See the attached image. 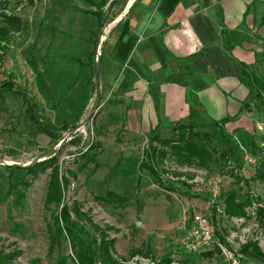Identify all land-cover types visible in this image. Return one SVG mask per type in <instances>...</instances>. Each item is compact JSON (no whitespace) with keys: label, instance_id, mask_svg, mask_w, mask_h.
Segmentation results:
<instances>
[{"label":"rangeland","instance_id":"rangeland-1","mask_svg":"<svg viewBox=\"0 0 264 264\" xmlns=\"http://www.w3.org/2000/svg\"><path fill=\"white\" fill-rule=\"evenodd\" d=\"M68 1L71 2L0 0V28L8 31L5 38H0V256L14 254L10 264H55L61 258L66 259V264H72L65 232L60 243L53 245V250L49 246L54 233L52 218L63 204L73 212V202H76L80 212L86 214L107 239L114 240L111 253L119 264H147L151 262L150 256L163 255L171 258V264H262L239 250L246 243H255L264 253V222H259L256 216L257 207L264 210V182L250 183L246 189L244 184H237L224 174L220 166H225V171L233 168L241 177L249 179L257 165L264 162V110L259 97H255L258 93L264 99V91L251 85L252 112L263 114L259 116L256 135H228L237 164L227 159L210 164L209 170H204L168 156L158 169L159 182L144 168L137 185L138 169L133 154H126L125 162L114 166L122 156L123 142L119 138L120 131L109 130L110 123L98 119V105L92 118L83 124L97 93V74L94 69L88 80L84 76L85 67L78 65L76 59L85 61L88 52L96 48L97 41H93V37L88 42L84 39L97 27L94 16L78 18ZM94 1L102 6L87 8L104 18L97 34V38L101 34L102 39L128 0H119L112 8L109 7L112 0ZM3 15L19 18L21 27L11 25ZM52 26L55 27L53 41ZM252 41L260 49L256 66L250 72L264 84V22L254 30ZM50 44L52 47L48 50ZM87 80L89 86L84 96L83 84ZM10 84L14 85V90L9 89ZM81 97L85 106L83 114L75 117L70 109L75 110ZM28 103L36 106V124L27 118ZM64 124L71 127L70 130L62 129ZM76 126L80 128L72 135L78 141L63 142ZM195 131L211 135V147L215 151L224 148L222 132L212 123L201 124ZM159 137L172 138L173 134L168 132ZM151 138H137L133 144L144 151L149 146L158 147ZM91 144L98 147L82 156ZM92 154L95 160L87 162ZM246 154L254 164L248 163ZM49 155L55 156L59 172L67 180L62 203L44 204L50 169L38 172L33 179L27 177L31 184L27 188L18 187L23 198L14 203L16 194L7 195V191L15 182L14 177L26 174L27 168L21 167L43 161ZM107 192L119 197L136 196L139 203L133 199L124 206L113 207L94 199V196L104 197ZM247 192L254 199L246 208L247 217H226L222 204L225 196ZM142 206L145 210L138 215L136 211ZM193 212L208 217L214 229L216 245L200 254L189 252L186 246V225ZM73 219L77 221L74 215ZM78 227L83 228L82 237L101 264L98 235L84 219L79 220ZM218 243L227 255L222 249L221 254L216 252ZM136 251L139 252L133 255ZM207 253H211V257H205ZM0 264H4L1 258Z\"/></svg>","mask_w":264,"mask_h":264},{"label":"crops","instance_id":"crops-1","mask_svg":"<svg viewBox=\"0 0 264 264\" xmlns=\"http://www.w3.org/2000/svg\"><path fill=\"white\" fill-rule=\"evenodd\" d=\"M68 2L78 18L94 12L85 0ZM263 17L264 0H128L98 47L96 116L110 123L109 130L120 131L123 142L122 156L114 166L133 154L138 185L144 149L134 140L161 136L181 122L218 123L217 130L232 137L256 135L263 114L252 112V80L246 75L254 76L250 71L260 48L252 35ZM96 27L90 33H98L97 20ZM92 54L96 58L95 46L85 61L80 60L88 80L94 72L89 64ZM88 80L83 84L84 96ZM83 106L81 97L70 111L79 117ZM223 120L227 121L219 124ZM190 219L191 215L189 223ZM217 247L221 250L220 244Z\"/></svg>","mask_w":264,"mask_h":264},{"label":"trees","instance_id":"trees-1","mask_svg":"<svg viewBox=\"0 0 264 264\" xmlns=\"http://www.w3.org/2000/svg\"><path fill=\"white\" fill-rule=\"evenodd\" d=\"M90 5L94 7H98V9L102 6H98L94 0H85ZM119 0L113 1L111 4V8L118 2ZM87 14H91L95 17L98 23V29L102 27L103 16L99 12H85ZM4 16V15H3ZM6 20L12 25L15 24L17 27H21V21L17 17H7L4 16ZM4 18V19H5ZM264 22V17L262 19ZM52 32V41L55 39V27H51ZM101 30L99 31V33ZM97 32L89 33V38L84 39V41L88 42V40L93 37L94 41L97 40ZM8 35V31L6 29L0 28V38H5ZM73 38V36H70ZM77 39V38H76ZM95 44V43H94ZM52 44L48 46V50L51 49ZM72 59V58H71ZM76 63L81 66L80 61L76 59ZM95 69V55L92 54L90 57V63ZM244 70L242 69V72ZM248 78H251L252 85L255 86L257 90L264 91V84H262L258 78L255 76L246 75ZM9 89L13 90L14 85L10 84ZM20 93V91H15ZM1 95V92H0ZM255 97H259L260 105L264 110V99L258 95ZM28 107L26 108V112L28 114L29 120L36 124L37 119L35 117V105L33 103H28ZM227 120L221 121L219 124L225 123ZM215 127L218 128V123H212ZM200 124H196L193 121H188L186 123H177L175 124L169 132L173 134L172 138H160L158 135H155L151 138V141L156 143L158 147L149 146L147 151H143V158L139 165V172L145 168L149 174L159 182V167L163 164L165 159L168 156L174 158L175 160L181 163H191L195 164L199 168L204 170H209L210 164L220 163L221 161H225L227 159H232L235 164L238 163V158L236 154L233 152V148L231 147V142L228 135L221 134V139L223 142L224 148L217 152L211 147V135L207 133H201L199 131H195V128ZM220 132V131H219ZM78 139L75 137L73 139V143L77 142ZM98 146L91 144L87 150L82 154V156H86L89 152L96 149ZM96 158L95 155H91L88 158L87 162L94 161ZM222 172L224 174H228L230 177L234 179V182L237 184H244L246 189H249L250 183L254 182H264V162H260L251 178L244 179L239 175L237 170L230 169V171L223 170L225 166H220ZM46 169H50V179L47 186L46 198L44 204L49 206L50 204H58L62 203V191L65 186H67V180L64 176H62L59 172L58 166L56 165L55 156H49L47 159L38 162L31 167L26 169V174L22 177H14L15 182L11 184L8 188L7 195L16 194L15 199H13L14 203H19L23 198V193L18 189L19 186L22 188H27L31 184L27 180V177L35 178L38 172H44ZM94 199L100 202L103 205H111L113 207H121L125 204H128L131 200H135L138 204V199L134 196L131 197H119L117 195L112 194L111 192H107L104 197H96ZM254 202V199L249 192L247 193H231L223 199V213L228 218H244L247 217L246 208L250 207ZM73 215L77 218V221L73 219ZM256 216L259 222H264V210L260 207L256 208ZM80 219H84V221L90 226V228L94 231L95 234L98 235L100 239V250L102 255V263L101 264H119V262L113 258L111 250L114 243L113 239H107L104 236V232L95 224L92 223L89 217L86 214L80 212L78 204L73 202V212L69 210L67 204H63L60 207V211L53 218V227L54 233L52 237H50V246L49 249L53 250V245L60 243V238L63 236V232L66 234V238L69 242L70 251H71V262L72 264H99L97 261L96 254H92L91 248L89 244L82 237L84 231L82 227H78V222ZM261 222V223H262ZM264 224V223H262ZM222 241V240H221ZM216 252L221 254V250L216 247ZM139 251H136L137 254ZM239 253L249 258H252L256 261L264 264V253L258 249L255 243H246L241 246ZM211 253H207L204 255L205 257H211ZM150 256V255H149ZM1 260L4 264H10V262L15 258L14 254H8L6 256H0ZM151 264H171V258L168 255L162 256L160 258H156L150 256ZM55 264H66V259L61 258Z\"/></svg>","mask_w":264,"mask_h":264},{"label":"built area","instance_id":"built-area-1","mask_svg":"<svg viewBox=\"0 0 264 264\" xmlns=\"http://www.w3.org/2000/svg\"><path fill=\"white\" fill-rule=\"evenodd\" d=\"M68 140H73V135H67ZM248 163L254 164V160L246 154ZM187 249L193 254H200L214 248L216 242L214 240V229L212 223L205 215L201 213H192L190 223L187 227ZM224 254L225 250L221 248ZM231 258V256H230ZM151 264V262H146Z\"/></svg>","mask_w":264,"mask_h":264},{"label":"water","instance_id":"water-1","mask_svg":"<svg viewBox=\"0 0 264 264\" xmlns=\"http://www.w3.org/2000/svg\"><path fill=\"white\" fill-rule=\"evenodd\" d=\"M113 1H115V0H112L111 1V3L109 4V7L111 6V4H112V2ZM103 23V22H102ZM101 34H99V36H98V38H97V42H96V58H95V69H96V74H97V93H96V96H95V100H94V102H93V104H92V106H91V109H90V111H89V114L87 115V117H86V119L83 121V124H86L87 123V121L89 120V119H91L92 118V116H93V113L95 112V110H96V107H97V105H98V103H99V99H100V68H101V65H100V57H99V54H98V47H99V44H100V42H101V39H100V36ZM248 115H252V112H251V110H248ZM80 128V126H76L73 130H72V132H71V135L72 134H74V133H76L77 131H78V129ZM68 141V138H65L64 140H63V142H67ZM49 156H51V155H49ZM38 162H41V161H34L33 163H31V164H28V165H25V166H23V167H21V168H28V167H31L32 165H34V164H36V163H38Z\"/></svg>","mask_w":264,"mask_h":264},{"label":"bare ground","instance_id":"bare-ground-1","mask_svg":"<svg viewBox=\"0 0 264 264\" xmlns=\"http://www.w3.org/2000/svg\"><path fill=\"white\" fill-rule=\"evenodd\" d=\"M102 40V39H101Z\"/></svg>","mask_w":264,"mask_h":264}]
</instances>
